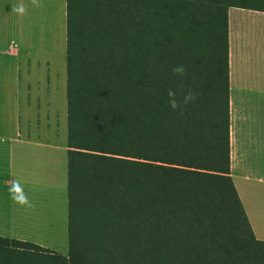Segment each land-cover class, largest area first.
Instances as JSON below:
<instances>
[{"label":"trees","instance_id":"trees-1","mask_svg":"<svg viewBox=\"0 0 264 264\" xmlns=\"http://www.w3.org/2000/svg\"><path fill=\"white\" fill-rule=\"evenodd\" d=\"M231 7L264 0H66L68 253L0 237V264H264L230 173Z\"/></svg>","mask_w":264,"mask_h":264},{"label":"crops","instance_id":"crops-1","mask_svg":"<svg viewBox=\"0 0 264 264\" xmlns=\"http://www.w3.org/2000/svg\"><path fill=\"white\" fill-rule=\"evenodd\" d=\"M6 8L10 12V7ZM228 27L230 173L253 233L256 239L264 241L250 217V214L264 215V12L231 7ZM4 52L15 57L20 53L15 42ZM18 72L17 69L16 80L0 82V88L10 99L9 106L0 107V112H7L2 114L3 122H0V162L6 161L10 172L6 187L10 189L14 181L18 182L30 205L14 203L9 190L7 195L0 190V237L22 244V248L12 252L15 256L33 257V246L44 245L35 240L36 228L27 219L33 215L34 207L51 209L56 194L61 190L65 194L68 147L58 145L54 137L52 140L58 129L54 132L49 117L46 119L41 113L32 116L35 102L31 98L22 100L25 91L27 95L32 92L38 78L28 79L24 88L25 82ZM65 91L67 104V82ZM4 214L9 215L11 226L6 224ZM16 215H22V220ZM38 219V222L45 220Z\"/></svg>","mask_w":264,"mask_h":264},{"label":"rangeland","instance_id":"rangeland-1","mask_svg":"<svg viewBox=\"0 0 264 264\" xmlns=\"http://www.w3.org/2000/svg\"><path fill=\"white\" fill-rule=\"evenodd\" d=\"M7 6L10 7V12L6 8ZM21 8L23 10L19 11L18 9ZM12 42L18 45L20 51L18 57L9 56L4 52L7 51ZM65 58V0H0V82L16 80L17 69L20 78L25 82L24 88H27L26 82L28 79L32 80V77L33 79L38 78L35 86L32 87V92L27 95L25 91V96L23 93L22 100L31 98L35 102V114L32 115L33 117L38 113L44 114L46 119L49 117L54 132L58 129L55 132V136L52 134V140L53 137L54 139L56 138L55 142L61 146L67 145ZM0 92L2 93L0 107L9 106V97L6 96L2 88H0ZM38 98L40 101H37ZM13 100H15L14 94ZM7 111L8 114H11L9 108ZM0 114V122H3L1 116L2 114H7V112L2 111ZM5 162H0L2 167L0 190L7 195L9 189L6 187V180L10 177V172ZM61 175H63V172H61ZM65 178L66 183L67 166ZM4 182L5 184H3ZM62 196H65L63 200ZM52 200L51 209L42 210L34 207L33 212H31L33 215L28 217L27 223L30 226L34 225L36 231L33 232V236L36 241L42 242L43 247L67 255L68 199L66 188L64 195L61 190L56 194L55 199ZM262 202L264 203V200ZM16 208L18 209V207ZM35 211H40V213L37 215ZM4 216L5 221H7L6 224L11 226L12 221L9 215L4 214ZM16 216L22 220V215ZM38 217L45 220L38 222L40 221ZM250 217L258 235L264 238V215L250 214Z\"/></svg>","mask_w":264,"mask_h":264},{"label":"clouds","instance_id":"clouds-1","mask_svg":"<svg viewBox=\"0 0 264 264\" xmlns=\"http://www.w3.org/2000/svg\"><path fill=\"white\" fill-rule=\"evenodd\" d=\"M19 11H22L23 9H18ZM173 71H176V72H182L183 69L182 68H176V69H173ZM169 97L173 96V93L171 91H169L168 93ZM190 96H186L185 99H189ZM170 103V106L172 108H175L176 107V102L175 100H170L169 101ZM9 192L11 194V198L13 201H16L17 203L19 204H22V205H25V206H28L30 205V202L27 198V196H25L22 192V189L20 188V185L18 182L14 181L11 188L9 189ZM19 193V194H18Z\"/></svg>","mask_w":264,"mask_h":264}]
</instances>
